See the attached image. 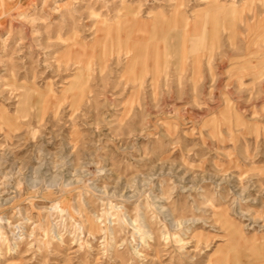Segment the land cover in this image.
I'll use <instances>...</instances> for the list:
<instances>
[{"label": "rangeland", "instance_id": "rangeland-1", "mask_svg": "<svg viewBox=\"0 0 264 264\" xmlns=\"http://www.w3.org/2000/svg\"><path fill=\"white\" fill-rule=\"evenodd\" d=\"M0 264H264V0H0Z\"/></svg>", "mask_w": 264, "mask_h": 264}, {"label": "bare ground", "instance_id": "bare-ground-1", "mask_svg": "<svg viewBox=\"0 0 264 264\" xmlns=\"http://www.w3.org/2000/svg\"><path fill=\"white\" fill-rule=\"evenodd\" d=\"M250 1H251V0H250ZM247 3H248V2H247ZM248 4H250V3H248ZM123 7H124V6H123ZM124 8H126V7H124ZM124 8H123V10H124ZM127 8H128V7H127ZM129 10H130V8H129ZM124 11H127V10H124ZM130 12H131V11H130ZM128 13H129V12H128ZM132 15H133V14H132ZM126 53H129V52L126 51ZM166 69H167V68H166ZM81 86H83L82 83H80V84L77 85V87H81ZM83 91H84V89L82 88L81 91H80V93L82 94Z\"/></svg>", "mask_w": 264, "mask_h": 264}]
</instances>
